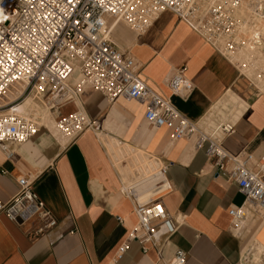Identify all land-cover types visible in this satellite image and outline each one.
<instances>
[{
	"label": "crops",
	"instance_id": "crops-1",
	"mask_svg": "<svg viewBox=\"0 0 264 264\" xmlns=\"http://www.w3.org/2000/svg\"><path fill=\"white\" fill-rule=\"evenodd\" d=\"M129 30L115 44L134 58L139 77L153 90L170 97L202 128L211 111L232 120L235 131L222 140L229 154L257 157L264 152L262 84L250 86L232 61L170 11L144 33ZM181 67L193 86L185 98L171 95L166 84ZM229 89L240 94L244 108L219 104ZM76 109L95 119L99 130H87L70 142L51 129L40 130L22 144H9L11 158L0 150V203L17 192L16 180L23 176L56 220L36 234L37 216L16 224L0 213V264H162L160 258L170 260L175 250L186 254L184 264H264V212H250L237 229L231 227L228 209L241 205L243 195L231 178L216 174L205 146L196 147V136L172 139L166 128L144 121L142 103L108 102L88 88L62 112ZM132 149L140 153L138 160ZM131 161L137 165L132 175ZM149 162L166 165L172 190L163 204L177 230L158 250L143 252L130 241L120 253L136 223L133 204L120 187L143 175Z\"/></svg>",
	"mask_w": 264,
	"mask_h": 264
},
{
	"label": "built area",
	"instance_id": "built-area-1",
	"mask_svg": "<svg viewBox=\"0 0 264 264\" xmlns=\"http://www.w3.org/2000/svg\"><path fill=\"white\" fill-rule=\"evenodd\" d=\"M250 2L0 0V150L5 158H11L9 144L28 141L37 130L38 113L44 110L54 114L55 131L67 142L87 130L98 131V122L83 110L62 112V107L85 88L100 92L108 102L119 98L135 100L144 105L147 124L166 128L175 140L196 136V147L205 146V155L213 161L216 174L233 180L243 195L241 205L228 209L230 225L237 229L250 212H264V152L257 157L229 154L222 140L234 133L233 121L219 110L209 113L203 128L190 121L175 108L170 97L159 94L139 77L134 58L112 42L109 33L116 24L144 33L162 12L170 11L232 61L250 86L264 87V57L250 52L261 41L250 43L251 36L257 33L256 25L253 19L251 26L247 25L249 19L238 11ZM261 11L256 8L253 13ZM245 50L250 52L248 56ZM15 83L22 84L20 93L13 102L2 105V97ZM166 84L171 95L181 98L193 88L184 67L175 69ZM25 100L29 106H37L33 113L26 112ZM19 104L23 110H17ZM165 172V164L155 165L129 184L121 185V192L133 204L136 223L127 231L120 253L126 248L125 242L130 241L138 242L143 252L148 248L158 250L176 232V221L163 204V197L172 190ZM16 182L17 192L0 203V213L16 224L37 216L41 226L36 234L55 226V218L33 191L31 181L22 176ZM185 258L183 251L175 250L170 260L159 261L184 264Z\"/></svg>",
	"mask_w": 264,
	"mask_h": 264
},
{
	"label": "rangeland",
	"instance_id": "rangeland-1",
	"mask_svg": "<svg viewBox=\"0 0 264 264\" xmlns=\"http://www.w3.org/2000/svg\"><path fill=\"white\" fill-rule=\"evenodd\" d=\"M260 3H263L264 4V0H262V1H259ZM249 5V4H248ZM248 5H243V6H241L239 9H238V11L240 12V14L242 15L243 14V12H244V14H245V16L244 15H242V16H244L245 17V19H249V21L247 22V25H250L251 26V23H250V20H254L253 21V23L256 25V31L257 32H260L261 33V37L260 38H262V39H260L261 41L259 42V44H257V46H256V48H253L252 50H250V52L252 53V54H254L255 56H257V55H259L260 53V55H262V56H264V30H261V28H263V26H262V24L264 23V18L262 19L261 18V20H259V22L255 19V18H257L258 17V15H254V13H253V11L251 12V11H248V8H247V6ZM259 5V4H258ZM258 5H256L254 8L256 9V8H259V6ZM245 8V9H244ZM261 8V7H260ZM262 8L264 9V5H262ZM261 8V9H262ZM254 9V10H255ZM248 13V14H247ZM258 13V12H257ZM260 13H263V10L260 12ZM260 13H258V14H260ZM131 32L126 26H124V25H122V24H116V25H114L113 26V28H112V30L110 31V33H109V39L112 41V42H114V43H117V44H119V42H120V39H122V37H123V35L124 34H126L127 32ZM255 34V33H254ZM248 35H245V37H247ZM252 36H254V35H252ZM251 36V37H252ZM254 42V39H252V40H250V43H253ZM245 52L247 53V56L250 54V52H248L247 50H245ZM243 58V57H242ZM230 95L229 97H228V94ZM226 93V95L224 96V98L219 102V104L221 103L223 106L225 105H229V108H234V106H235V102H237V101H239L238 100V98L237 97H240V94L239 93H237L236 92V90H233V89H231L229 92H227ZM232 93H234L235 94V96L232 98L231 97V95H232ZM237 96V97H236ZM24 98H22L20 101H22ZM234 99V100H233ZM236 99V100H235ZM241 99V98H240ZM230 100H233V101H230ZM24 102H26L25 104H28L27 105V110H26V112H32V111H34V109H37V106L35 107L34 105H30L29 106V103H28V101H24ZM19 105H21V104H19ZM232 105V106H231ZM14 106V105H13ZM33 109V110H32ZM18 110H21V109H18ZM44 111H48V110H44ZM44 111H41V112H39L38 113V121H37V126H39V124H40V122L42 121V113L44 112ZM33 113V112H32ZM36 114V113H35ZM38 128V127H37ZM51 130H53L54 132H56L55 131V128H53L52 127V129ZM64 140H65V142H66V139L65 138H63ZM120 147H121V145L119 144V146H118V148L120 149ZM142 161H144V163L145 164H147V160H146V158H142L141 159ZM132 162V161H131ZM132 163H134V162H132ZM149 163H151V165H152V167L154 166V163L152 164V162H149ZM143 164V162H139V165L141 166ZM137 169V165L134 163V164H132L131 165V167H130V169H129V173L132 175V173H133V171L134 170H136ZM125 184H129V182H127V183H125Z\"/></svg>",
	"mask_w": 264,
	"mask_h": 264
},
{
	"label": "bare ground",
	"instance_id": "bare-ground-1",
	"mask_svg": "<svg viewBox=\"0 0 264 264\" xmlns=\"http://www.w3.org/2000/svg\"><path fill=\"white\" fill-rule=\"evenodd\" d=\"M259 1H262V0H251V2L249 3V5L247 6L248 8V11H253L255 8L256 5L259 6V8L261 7L262 8V5H264L263 3H260ZM245 9V8H244ZM263 10V13H260L258 14L259 16L257 18H255L258 22L259 20H261V18L263 19L264 18V9L262 8ZM244 14V12H243ZM248 14V13H247ZM263 28H261V30H264V23L262 24ZM254 36H252L250 38V40L254 39V42L256 41H259L261 38V33L260 32H255V34H253ZM13 89L12 90H9L7 93H5V95L2 97V100H1V104L2 105H7L8 103L10 102H13V100L18 96V94L20 93L21 89H22V84L20 83H15L13 84ZM230 89L227 91L229 92ZM228 94V93H227ZM230 95L228 94V97ZM235 96L234 93H232L231 97L233 98ZM237 97V96H236ZM239 101L235 102L236 104L235 105H240V106H243L245 104L244 100L240 99L239 97H237ZM234 100V99H233ZM233 100H230V101H233ZM236 100V99H235ZM234 102V101H233ZM244 108V106H243ZM18 109H21L23 110V105H19L17 106V110ZM54 114H52L50 111H44L42 113V121L40 122L36 132L40 131V130H45V129H52V127L54 128ZM35 132V133H36ZM49 132V131H48ZM51 132V131H50ZM34 133V134H35ZM54 136V135H53ZM55 140V139H54ZM61 139H59L60 141ZM56 141V140H55ZM132 151L134 152L135 154V160L137 159L136 155L140 154L139 152L137 153V151L135 149H132ZM138 160V159H137ZM152 168V165L151 163H148L147 166L144 167L143 169V174H145L146 172H148L150 169Z\"/></svg>",
	"mask_w": 264,
	"mask_h": 264
}]
</instances>
